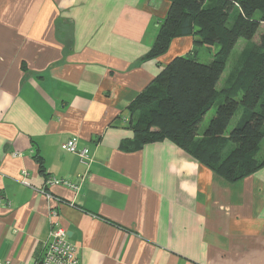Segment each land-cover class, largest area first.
<instances>
[{
  "label": "crops",
  "instance_id": "crops-1",
  "mask_svg": "<svg viewBox=\"0 0 264 264\" xmlns=\"http://www.w3.org/2000/svg\"><path fill=\"white\" fill-rule=\"evenodd\" d=\"M168 6L0 0V264H36L54 223L78 264H264V165L229 182L167 138L124 148L129 103L193 48L148 56Z\"/></svg>",
  "mask_w": 264,
  "mask_h": 264
},
{
  "label": "trees",
  "instance_id": "trees-1",
  "mask_svg": "<svg viewBox=\"0 0 264 264\" xmlns=\"http://www.w3.org/2000/svg\"><path fill=\"white\" fill-rule=\"evenodd\" d=\"M148 56L165 54L174 38L191 36L193 48L172 57L128 105L133 138L125 149L169 139L198 163L233 182L264 165V32L222 88L216 84L239 38L251 40L264 23V0H167ZM236 15L230 22V14ZM213 45L212 59L199 61L196 46ZM215 114L200 136L198 127L218 98ZM239 111L234 127L226 128Z\"/></svg>",
  "mask_w": 264,
  "mask_h": 264
},
{
  "label": "built area",
  "instance_id": "built-area-1",
  "mask_svg": "<svg viewBox=\"0 0 264 264\" xmlns=\"http://www.w3.org/2000/svg\"><path fill=\"white\" fill-rule=\"evenodd\" d=\"M63 150L74 153L79 161L86 167L90 165L91 157L86 147H78L75 138L67 139L62 145ZM86 174H79L75 180L67 178H57L48 176L45 181V186L60 184L74 191H78L80 185L84 182ZM42 192L47 198L51 195L42 189ZM54 209L50 210V215H55ZM78 254L75 245L68 239L65 229L54 223L49 231L47 240L43 244L41 256L36 261V264H78ZM5 264H9L5 261ZM18 264V263H16Z\"/></svg>",
  "mask_w": 264,
  "mask_h": 264
},
{
  "label": "rangeland",
  "instance_id": "rangeland-1",
  "mask_svg": "<svg viewBox=\"0 0 264 264\" xmlns=\"http://www.w3.org/2000/svg\"><path fill=\"white\" fill-rule=\"evenodd\" d=\"M235 15H236L235 10H232L230 14V20H229L230 22L233 20ZM263 32H264V23L261 22L255 35L252 37L251 40H245L244 38H239L237 40L230 55L226 58L224 70L216 84V87L218 89L222 88V86L225 85L227 81L230 80L236 74L237 70L242 66L243 62L246 60L250 47L253 44H259L260 35ZM195 49H196V54H195L196 58L201 62H207L212 59V55L214 51L217 49V46L213 45L212 47H210V49H207L205 45L196 46ZM221 101H222V98L221 97L218 98L214 102L212 107L203 116V119L201 120L199 127H198V132H197L198 136L201 135L208 121L215 114L217 105ZM238 113L239 111H237L232 117V119L230 120L226 128V132L230 131L234 127L236 120H237ZM258 155L264 156V139L262 140L260 144Z\"/></svg>",
  "mask_w": 264,
  "mask_h": 264
}]
</instances>
